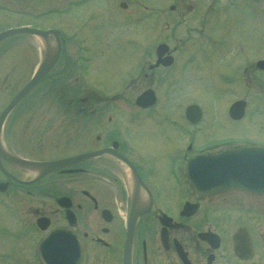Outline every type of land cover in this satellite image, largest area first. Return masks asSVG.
<instances>
[{
    "label": "flooded vegetation",
    "instance_id": "obj_1",
    "mask_svg": "<svg viewBox=\"0 0 264 264\" xmlns=\"http://www.w3.org/2000/svg\"><path fill=\"white\" fill-rule=\"evenodd\" d=\"M146 1L0 0V32L18 26L53 31L45 39L16 34L0 42L2 60L13 67H25L35 59L28 76L3 99L0 111L42 61L46 44L53 51L51 71L3 122L5 148L34 161L104 150L45 173L0 156L2 264H43L45 258L52 264H264V192L238 187L206 190L191 180L187 167L196 156L264 148V139L213 134L216 116L206 120L202 108L192 124L185 110L176 112L177 120L170 119L175 112L162 114L135 103L132 110L109 107L120 95L107 92L108 80L97 67L101 62L106 66L105 54L114 58H108L110 66L119 63L116 59L133 61L126 75L135 71L131 79L138 80L136 25L143 17L153 25L155 6L165 5ZM222 1L173 0L167 4L168 12L161 9L160 15L166 14L171 22L165 23V41H159L169 46L162 57L172 61L152 66L156 60L153 30L141 55V65H147V72L143 71L147 87L156 95L154 79L174 80L177 75L172 71L181 74L189 63L182 52L188 46L181 45L182 39L178 45L174 36L185 12L191 14L200 6H209L208 13L218 12L224 4L234 11L241 7L237 2L247 3L248 8L252 2ZM75 11L80 14L71 15ZM24 36L33 37L37 44L21 43ZM9 39H19L20 47L1 45ZM202 47L198 45L197 52ZM132 84H127L133 94L127 96L129 102L140 92ZM140 111L146 114L142 125L147 123L142 130L136 120ZM122 112L127 115L121 116ZM129 118L139 124L124 125L131 122ZM191 169L199 171L196 176L201 179L212 177L205 173L207 167Z\"/></svg>",
    "mask_w": 264,
    "mask_h": 264
},
{
    "label": "rangeland",
    "instance_id": "obj_2",
    "mask_svg": "<svg viewBox=\"0 0 264 264\" xmlns=\"http://www.w3.org/2000/svg\"><path fill=\"white\" fill-rule=\"evenodd\" d=\"M172 1L154 0L155 3H164L165 5L164 8L155 7L156 14L153 25L147 18L143 17L138 20L136 25L139 32V60L138 68L136 67L140 72L138 80L131 79L135 76V71L126 75L127 68L134 66L133 61L123 63V59H116L119 63L110 66L108 58L112 61L114 58L105 54L106 66L103 68L101 62V67H97L101 77L108 80L106 81L107 92H117L120 95L119 99L110 101V109L124 111L135 108L134 102H129L127 99V96L133 95L127 87L128 83H133L132 86L137 84L136 87L138 86L139 91L148 86V79L143 75V71L147 72V65H141L142 49H145L144 45L152 34L150 30H153L155 45L159 41H165L168 36L165 23L167 20L169 23L171 22L166 14L165 16L160 15V9H165L168 12L167 4ZM186 1L190 2L191 0ZM237 4V7H241L234 11L224 4L218 12L208 13L206 10L209 6H200L199 10L197 8L198 11L188 15H185L187 13L185 12L181 17L180 28L176 29L174 36L177 37L178 45H180L178 40L182 39L184 43L182 41L181 45L188 46L183 48L182 52L186 54V60L189 63L181 69V74L176 69L172 71V75H177L174 80L164 79L163 76H159L162 81L154 79L153 87L158 93V101L150 108L158 110L162 114L168 110L175 112L171 114L170 119L178 120L179 114L176 112L182 111L185 104L195 102L207 112L206 120L207 116H216V122L211 128L213 134L262 140L264 139V71H258L255 61L264 58V0L251 3V9L248 8L247 3L237 2ZM244 8L246 10H243ZM210 9L212 10V8ZM73 14L77 15L80 12L75 11L71 13V15ZM174 20L176 19L174 18ZM22 38L21 43H25V45L37 44L33 37H26L29 40L24 39L25 36ZM201 39L208 40L201 42ZM18 40L9 39L1 45L20 47L21 44ZM199 43H201L200 46H203L201 49H204V51H199L200 53L193 51V46ZM232 45L239 50H233ZM2 53L0 52V107L9 91L18 88L22 80L28 76L35 61L33 58L32 63H28L25 67L22 65L13 67V63L4 59V56V60H2ZM190 53L194 55L193 58ZM144 56L145 54H143V59H145ZM244 67H248L247 70L244 71ZM158 73L155 74V77ZM249 76L250 80H248ZM3 79H5L4 82H2ZM134 89L136 90V88ZM238 97L244 98L247 102L243 117L234 121L227 115V109L231 101ZM126 115L124 112L121 113V116ZM137 116L136 120L140 123H137L139 130H142V127L147 125V123L142 125L146 114L140 111ZM117 118L121 119L118 116ZM137 124L131 121L124 125L132 127ZM155 125L157 124L155 123ZM139 130L138 132H140ZM169 133L174 134L173 132ZM133 135L136 136V133ZM171 137L176 138L173 135ZM160 141L163 140L160 139ZM0 208H2L1 205ZM0 264H2L1 261Z\"/></svg>",
    "mask_w": 264,
    "mask_h": 264
},
{
    "label": "water",
    "instance_id": "obj_3",
    "mask_svg": "<svg viewBox=\"0 0 264 264\" xmlns=\"http://www.w3.org/2000/svg\"><path fill=\"white\" fill-rule=\"evenodd\" d=\"M53 32L52 30H40L38 28L29 26H19L15 28H9L0 32V41L12 34L16 33H31L45 39L47 35ZM50 45L46 44L44 58L34 71L32 77L18 90L10 102L3 108L0 113V129L2 122L8 112L17 104L24 95L27 94L38 82L45 76L50 70L52 65V49ZM167 49L166 44H160L157 48V54L159 55L158 62L168 63V60L161 59L160 56ZM257 66L259 68H264V59L257 61ZM155 102V95L151 89L143 91L137 98L136 103L141 106H148ZM245 101L238 99L234 101L229 106V114L233 118H239L244 111ZM186 114L189 119L195 121L200 114L198 106L196 104L188 105L186 108ZM100 151L89 152L86 154H80L74 157L58 159V160H48V161H30L21 159L19 157L10 154L3 146L1 135H0V156L5 157L7 160H11L21 166H25L29 169H37L41 173L48 172L55 168L64 166L70 162L76 161L78 159L86 158L94 154H98ZM200 166L201 168H208L205 172L212 177L208 179H201L197 174L199 171L192 170L191 167ZM188 174L191 175L192 181L198 185L202 186L206 190H222L225 188H242L254 192H264V149L259 147H244L236 150H228L222 152L216 156H196L188 160ZM206 185V186H205ZM132 218L136 219L135 214L131 213ZM129 228V227H128ZM50 237L53 236L51 232ZM48 236V237H49ZM47 240H43L46 243ZM79 249V247H77ZM61 252V251H60ZM78 252H83L78 250ZM43 264H52L46 258L42 260Z\"/></svg>",
    "mask_w": 264,
    "mask_h": 264
}]
</instances>
